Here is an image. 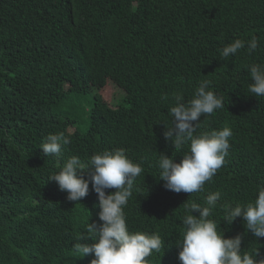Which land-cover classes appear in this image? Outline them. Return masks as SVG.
I'll use <instances>...</instances> for the list:
<instances>
[{
  "label": "trees",
  "instance_id": "16d2710c",
  "mask_svg": "<svg viewBox=\"0 0 264 264\" xmlns=\"http://www.w3.org/2000/svg\"><path fill=\"white\" fill-rule=\"evenodd\" d=\"M252 37L255 52L221 56ZM253 64H264V0H0V264H90L73 244L94 243L80 237L102 223L97 196L90 184L73 204L48 178L71 156L119 148L144 168L124 208L128 229L163 240L148 264H180L184 204L206 206L216 191L209 219L264 257V238L242 218L227 224L221 207L254 202L264 185V96L248 91ZM102 80L122 92L113 104L98 92ZM204 80L224 108L201 116L194 135L231 128L229 154L202 192L173 193L158 180L159 153L179 163L188 148L166 142L164 126L174 97L187 103ZM59 133L71 143L61 158L45 156L41 145Z\"/></svg>",
  "mask_w": 264,
  "mask_h": 264
},
{
  "label": "clouds",
  "instance_id": "9594fccd",
  "mask_svg": "<svg viewBox=\"0 0 264 264\" xmlns=\"http://www.w3.org/2000/svg\"><path fill=\"white\" fill-rule=\"evenodd\" d=\"M258 39L252 37L247 45L236 39L223 47L220 54L227 59L239 50L247 48L249 54L258 48ZM252 83L248 91L255 96H264V64H253L249 69ZM211 81L200 82L193 98L187 103L182 95L174 97L175 106L170 108L171 124L165 127L163 137L176 150L183 152L179 163L172 156L159 153L157 166L163 187L173 193H199L206 182H211L217 171L225 165L229 154L231 128L203 132L194 135L200 126L201 116L207 117L215 110L224 108L223 97L209 90ZM167 99V97H162ZM71 143L64 133L49 134L41 145L45 156L62 157V148ZM144 172L138 162L126 156L123 148L105 150L92 155L88 160L78 156L67 158L60 170L49 176L61 192H66V200L78 203L89 194V185L98 199V220L87 224L86 235L81 240L94 243L73 244L76 253L93 256L90 264H148L153 252H160L162 238L156 233L130 232L126 223L124 208L133 195L134 183ZM87 177V178H85ZM114 191L106 194V190ZM254 202L221 205L226 210L224 221L233 223L242 218L244 227L256 238H264V185L257 186ZM221 199L219 191L205 197V205L196 202L184 204L183 239L177 244L180 264H264L259 249L242 251L244 234L224 238L215 220L209 219ZM195 213V215L193 214Z\"/></svg>",
  "mask_w": 264,
  "mask_h": 264
},
{
  "label": "rangeland",
  "instance_id": "374dc122",
  "mask_svg": "<svg viewBox=\"0 0 264 264\" xmlns=\"http://www.w3.org/2000/svg\"><path fill=\"white\" fill-rule=\"evenodd\" d=\"M97 86L98 92L101 94L103 100L108 104L114 102V99L119 96L118 94L121 95L122 93L120 89H118L115 85L111 84V82H108L107 80H102L101 82H98Z\"/></svg>",
  "mask_w": 264,
  "mask_h": 264
}]
</instances>
